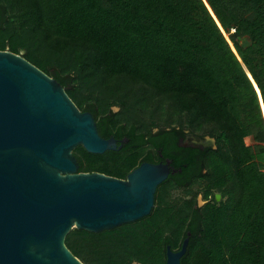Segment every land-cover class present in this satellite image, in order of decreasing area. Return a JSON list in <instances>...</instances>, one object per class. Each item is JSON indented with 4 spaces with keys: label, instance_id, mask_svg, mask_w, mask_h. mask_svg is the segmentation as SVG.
Masks as SVG:
<instances>
[{
    "label": "trees",
    "instance_id": "1",
    "mask_svg": "<svg viewBox=\"0 0 264 264\" xmlns=\"http://www.w3.org/2000/svg\"><path fill=\"white\" fill-rule=\"evenodd\" d=\"M0 48L57 78L103 136L127 138L103 153L78 145L80 171L178 168L148 215L70 230L85 264H166L189 231L181 264H264V113L248 73L264 102V0H0ZM186 128L215 146L179 148Z\"/></svg>",
    "mask_w": 264,
    "mask_h": 264
},
{
    "label": "water",
    "instance_id": "2",
    "mask_svg": "<svg viewBox=\"0 0 264 264\" xmlns=\"http://www.w3.org/2000/svg\"><path fill=\"white\" fill-rule=\"evenodd\" d=\"M189 139L198 147L216 144L195 132ZM124 142L103 136L93 112L57 78L0 48V264H85L66 243L72 228L98 232L148 215L159 185L178 170L170 160L143 161L123 178L80 171L73 152L83 145L103 153ZM190 234L181 248L167 246L166 264H181Z\"/></svg>",
    "mask_w": 264,
    "mask_h": 264
},
{
    "label": "flooded vegetation",
    "instance_id": "3",
    "mask_svg": "<svg viewBox=\"0 0 264 264\" xmlns=\"http://www.w3.org/2000/svg\"><path fill=\"white\" fill-rule=\"evenodd\" d=\"M193 132L191 130H187V129H182L180 131H178L176 134V143L177 146H179V148H182L183 150L190 148V147H197L199 148L201 151H205L206 148H208L209 146H213V145H209V146H203V147H198V146H193L190 143V139H189V134ZM196 133V132H195ZM125 141H127V138L125 137ZM216 141V140H215ZM120 142V141H119ZM216 143V142H215ZM175 152H181L180 149H177ZM170 160L169 158L166 159H158L157 161H153V162H159V161H167ZM171 163V160H170ZM202 165V169L203 171L206 170V168L204 167L203 163H201ZM200 205V204H198Z\"/></svg>",
    "mask_w": 264,
    "mask_h": 264
},
{
    "label": "rangeland",
    "instance_id": "4",
    "mask_svg": "<svg viewBox=\"0 0 264 264\" xmlns=\"http://www.w3.org/2000/svg\"><path fill=\"white\" fill-rule=\"evenodd\" d=\"M22 52H24V50H23ZM118 109H119V106H118V105H113V110H114V111H117ZM153 129L156 130L157 127H153ZM186 129H187V128H186ZM187 130H189V129H187ZM208 135H209V134H208ZM245 140H246L247 143H252V142L254 141L253 138H251L250 136H247ZM74 149H75V148H74ZM146 149H151V148H149V146H147ZM73 151H74V150H73ZM172 194H173L174 196H176V195H181V194H184V191H183L182 188H180V189H176V190H174V191L172 192ZM205 202H206V199L203 198L202 193H199L198 196H197V204L202 205V204H204ZM244 249H245L244 246H239V248H238V250H239L240 252H243ZM138 264H139V263H138Z\"/></svg>",
    "mask_w": 264,
    "mask_h": 264
}]
</instances>
